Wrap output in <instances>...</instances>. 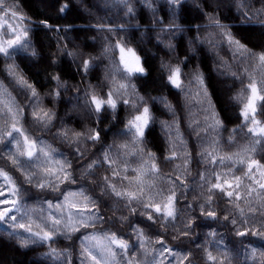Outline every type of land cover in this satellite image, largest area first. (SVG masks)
<instances>
[{
	"label": "clouds",
	"instance_id": "1",
	"mask_svg": "<svg viewBox=\"0 0 264 264\" xmlns=\"http://www.w3.org/2000/svg\"><path fill=\"white\" fill-rule=\"evenodd\" d=\"M262 128L264 0H0V264H264Z\"/></svg>",
	"mask_w": 264,
	"mask_h": 264
},
{
	"label": "snow or ice",
	"instance_id": "2",
	"mask_svg": "<svg viewBox=\"0 0 264 264\" xmlns=\"http://www.w3.org/2000/svg\"><path fill=\"white\" fill-rule=\"evenodd\" d=\"M17 39H19V37H17ZM15 42V41H13ZM174 82H178V81H175ZM256 99H258L257 95H256V92H255V89H253V96L250 98V101H249V104H248V108L251 110V111H255V101ZM260 131H264V128L260 129ZM250 168H254L256 167V162L255 161H252L249 165ZM261 175H264V173H262ZM218 187H222L221 185H218ZM228 187H231V184L228 185ZM262 187H264V185H262ZM229 195H231V193H229ZM6 203H12L11 201H7ZM0 216H3V213L0 212ZM23 227V225H22Z\"/></svg>",
	"mask_w": 264,
	"mask_h": 264
}]
</instances>
